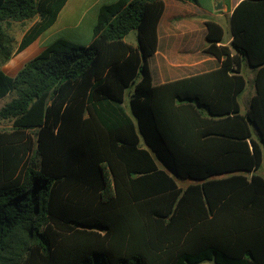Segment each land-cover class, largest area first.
I'll use <instances>...</instances> for the list:
<instances>
[{
  "label": "trees",
  "instance_id": "obj_1",
  "mask_svg": "<svg viewBox=\"0 0 264 264\" xmlns=\"http://www.w3.org/2000/svg\"><path fill=\"white\" fill-rule=\"evenodd\" d=\"M66 1L0 0V65ZM164 8L105 3L88 45L57 38L0 67V264H264V0L237 4L229 43L206 22L220 67L156 85ZM36 17L13 48L14 21Z\"/></svg>",
  "mask_w": 264,
  "mask_h": 264
},
{
  "label": "crops",
  "instance_id": "obj_2",
  "mask_svg": "<svg viewBox=\"0 0 264 264\" xmlns=\"http://www.w3.org/2000/svg\"><path fill=\"white\" fill-rule=\"evenodd\" d=\"M116 0H67L54 23L35 40L41 51L51 41L65 38L88 45L94 32L99 9L105 3ZM241 0H164L165 8L158 23V46L149 57L148 64L153 84L188 77L220 67V60L203 50L206 43L208 20L220 23L225 30L224 40L232 39L230 18ZM135 30V29H133ZM138 44L137 31L132 39ZM34 41V42H35ZM33 42V43H34ZM251 89L240 96L243 110L248 109L255 95V71L246 67ZM247 83V85H248ZM247 88V86H246Z\"/></svg>",
  "mask_w": 264,
  "mask_h": 264
},
{
  "label": "rangeland",
  "instance_id": "obj_3",
  "mask_svg": "<svg viewBox=\"0 0 264 264\" xmlns=\"http://www.w3.org/2000/svg\"><path fill=\"white\" fill-rule=\"evenodd\" d=\"M38 18H34L33 20H27L24 24L19 21H14L12 24V33L14 36V42L12 43L13 48H16L18 46L19 41L21 40L24 31L30 27ZM135 36V30L129 34L128 39H132ZM42 47L38 46V42H34L30 44L28 47H26L24 50H22L19 53H16L12 56V58L6 62L3 65H0L2 69H4L7 73L14 75L27 61H29L31 58L35 57L37 54L41 52ZM141 78V74L138 75V80ZM252 86V82L249 81L245 93H247ZM12 97L11 94H8L4 97H0V108ZM126 106L128 108V96L126 101ZM11 124L10 122L3 120L0 122V128L9 127ZM259 171H263V167L259 168ZM196 180L192 178H186L183 180H180V185L185 186L189 183H192Z\"/></svg>",
  "mask_w": 264,
  "mask_h": 264
}]
</instances>
